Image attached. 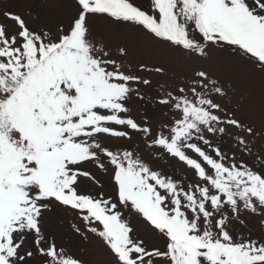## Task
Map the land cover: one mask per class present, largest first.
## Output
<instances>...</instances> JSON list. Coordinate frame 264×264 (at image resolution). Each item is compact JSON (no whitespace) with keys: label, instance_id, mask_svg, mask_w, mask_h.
Returning a JSON list of instances; mask_svg holds the SVG:
<instances>
[{"label":"snow or ice","instance_id":"obj_1","mask_svg":"<svg viewBox=\"0 0 264 264\" xmlns=\"http://www.w3.org/2000/svg\"><path fill=\"white\" fill-rule=\"evenodd\" d=\"M24 3L0 0V264H90L63 212L107 264H264V0Z\"/></svg>","mask_w":264,"mask_h":264},{"label":"rangeland","instance_id":"obj_2","mask_svg":"<svg viewBox=\"0 0 264 264\" xmlns=\"http://www.w3.org/2000/svg\"><path fill=\"white\" fill-rule=\"evenodd\" d=\"M9 4L12 10H19L22 13H26L29 9V6L26 3H24V0H9ZM31 11L34 14L39 13L40 15V20L34 22L35 26H39L40 24H44V23L54 22L55 18L61 14L55 9H51V10L44 9L37 4H33L31 6ZM174 71L176 72L177 75H179L182 71V68L179 65H177L174 68ZM156 79L157 77H153L154 81ZM251 87L252 86L247 83L242 84L243 91H248ZM152 91H154V89ZM253 100L258 109L259 85L255 86V90L253 91ZM248 107H249L248 105L245 106L246 111ZM140 111H142L141 105L138 103L134 104L133 114L135 115ZM59 215L62 217V219L59 222H57V220L54 218H49L48 220H46V227L48 228V230L57 235L65 236L66 237L65 243L70 244L71 247L82 248L84 250L85 258L90 260V264H107L108 256L106 253L102 251L100 242L95 238H91V237L88 242H84L79 237L74 236L69 229V225L71 223L76 222L73 215L69 212L59 213ZM133 221L134 223H138V221H135L134 218ZM246 229L251 230L254 234H259L261 229L258 223V218L249 217L247 220Z\"/></svg>","mask_w":264,"mask_h":264}]
</instances>
